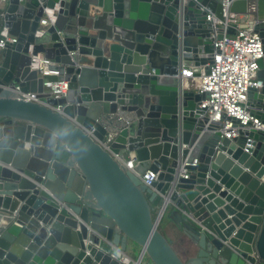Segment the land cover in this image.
<instances>
[{"label": "water", "instance_id": "water-1", "mask_svg": "<svg viewBox=\"0 0 264 264\" xmlns=\"http://www.w3.org/2000/svg\"><path fill=\"white\" fill-rule=\"evenodd\" d=\"M227 1L256 17L264 44V0ZM222 2L0 3L15 38L0 48V264H126L115 253L128 244L140 249L135 264L264 263V133L226 138L181 79L211 59ZM46 11L54 19L41 25ZM37 54L58 77L30 67ZM257 64L262 87L247 105L264 122V57ZM45 78L67 80L66 94L50 96ZM132 153L136 173H157L151 185L122 165ZM163 218L194 255H178Z\"/></svg>", "mask_w": 264, "mask_h": 264}, {"label": "built area", "instance_id": "built-area-1", "mask_svg": "<svg viewBox=\"0 0 264 264\" xmlns=\"http://www.w3.org/2000/svg\"><path fill=\"white\" fill-rule=\"evenodd\" d=\"M6 0H0V3ZM229 1L222 2V20L213 19L212 27V57L203 65L189 67L183 70L185 79L183 86L203 95L200 107L205 109V115L210 122H218L219 130L226 138L237 136L240 128H252L264 133V122L261 121L247 105L249 90L262 87V81L257 77L258 60L262 56V43L259 33L255 30L256 17L246 16L229 11ZM54 15L46 11L39 21L41 25L53 21ZM207 19H211L207 16ZM222 26V37L217 38L215 24ZM233 28L232 34L227 29ZM40 31H37L39 34ZM7 28L0 25V48L14 42ZM53 61L42 55H34L30 67L41 76H59V71L52 68ZM43 87L53 98L64 96L68 90V81L64 79L43 80ZM19 97L31 99L29 93L19 92ZM102 145L107 147V143ZM196 160L193 161L195 164ZM126 170L137 174L142 184L149 186L155 181L157 173L147 170L140 175L135 172L136 156L132 153L125 161H121ZM186 177L185 170H182Z\"/></svg>", "mask_w": 264, "mask_h": 264}, {"label": "crops", "instance_id": "crops-1", "mask_svg": "<svg viewBox=\"0 0 264 264\" xmlns=\"http://www.w3.org/2000/svg\"><path fill=\"white\" fill-rule=\"evenodd\" d=\"M246 16H250L245 14ZM187 70L188 68H183V70ZM181 71V79L184 81L185 77L182 74ZM192 90V89H189ZM163 221L164 227H162L160 230L164 234V236L168 239V241L172 244L175 251L178 253V255L186 259L189 256H192L196 252V245L186 234H184L171 220L168 218L161 219L160 223ZM116 256H121L126 258V264H135V262L139 259L140 256V249L137 246H134L132 244H128L125 248L124 253H120L116 250ZM140 264H153L149 258L146 256H143L140 260ZM264 264V263H262Z\"/></svg>", "mask_w": 264, "mask_h": 264}, {"label": "flooded vegetation", "instance_id": "flooded-vegetation-1", "mask_svg": "<svg viewBox=\"0 0 264 264\" xmlns=\"http://www.w3.org/2000/svg\"><path fill=\"white\" fill-rule=\"evenodd\" d=\"M260 40H261V43H262V38L261 37H260ZM261 57H264V44L263 43H262V56Z\"/></svg>", "mask_w": 264, "mask_h": 264}, {"label": "rangeland", "instance_id": "rangeland-1", "mask_svg": "<svg viewBox=\"0 0 264 264\" xmlns=\"http://www.w3.org/2000/svg\"><path fill=\"white\" fill-rule=\"evenodd\" d=\"M247 15H249V14H247ZM163 219H164V218H163ZM164 226H165V225H164V223H163V221H162L158 227H159V229H161V228L164 227Z\"/></svg>", "mask_w": 264, "mask_h": 264}, {"label": "bare ground", "instance_id": "bare-ground-1", "mask_svg": "<svg viewBox=\"0 0 264 264\" xmlns=\"http://www.w3.org/2000/svg\"><path fill=\"white\" fill-rule=\"evenodd\" d=\"M252 16V15H251Z\"/></svg>", "mask_w": 264, "mask_h": 264}]
</instances>
